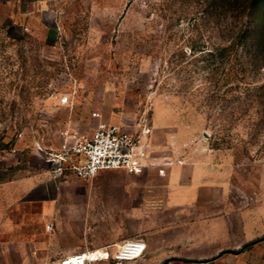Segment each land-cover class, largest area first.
I'll return each instance as SVG.
<instances>
[{
	"label": "rangeland",
	"instance_id": "1",
	"mask_svg": "<svg viewBox=\"0 0 264 264\" xmlns=\"http://www.w3.org/2000/svg\"><path fill=\"white\" fill-rule=\"evenodd\" d=\"M263 21L264 3L248 15L232 0H0V180L60 175L47 154L64 131L116 124L153 148H211L264 226ZM257 240L242 264H264Z\"/></svg>",
	"mask_w": 264,
	"mask_h": 264
},
{
	"label": "crops",
	"instance_id": "2",
	"mask_svg": "<svg viewBox=\"0 0 264 264\" xmlns=\"http://www.w3.org/2000/svg\"><path fill=\"white\" fill-rule=\"evenodd\" d=\"M154 150L158 163L141 174L118 168L64 179L37 171L0 180V264H61L85 250L112 254L131 238L146 243L140 264L254 262L243 258L264 226L234 200L217 154L201 146L186 153L173 142ZM96 198L100 207L89 209Z\"/></svg>",
	"mask_w": 264,
	"mask_h": 264
},
{
	"label": "built area",
	"instance_id": "3",
	"mask_svg": "<svg viewBox=\"0 0 264 264\" xmlns=\"http://www.w3.org/2000/svg\"><path fill=\"white\" fill-rule=\"evenodd\" d=\"M143 133L147 135L150 129H144ZM63 137L57 151L47 154L53 170L60 174L71 170L79 178L93 179L101 170L118 168L141 174L158 163L149 141L136 137L116 124L101 123L94 134L85 140L72 139L68 130L63 132ZM160 172L164 173L165 169H160ZM145 250L146 243L142 238H131L117 244L112 254L108 250L101 254L99 250H85L66 257L61 264H88L111 257L117 261H129L143 256Z\"/></svg>",
	"mask_w": 264,
	"mask_h": 264
},
{
	"label": "trees",
	"instance_id": "4",
	"mask_svg": "<svg viewBox=\"0 0 264 264\" xmlns=\"http://www.w3.org/2000/svg\"><path fill=\"white\" fill-rule=\"evenodd\" d=\"M234 2V4L236 5V8L240 10V12H244V14H248L253 10V8L255 6L260 7L263 3L264 0H232ZM256 23L254 21H250L247 25L244 31L248 30V31H255V27H258L259 25H255ZM261 29V31H260ZM260 29H258L259 33L255 32V36L252 37V44H256L258 43V41H263L264 42V38L262 36H264V21L261 24Z\"/></svg>",
	"mask_w": 264,
	"mask_h": 264
},
{
	"label": "bare ground",
	"instance_id": "5",
	"mask_svg": "<svg viewBox=\"0 0 264 264\" xmlns=\"http://www.w3.org/2000/svg\"><path fill=\"white\" fill-rule=\"evenodd\" d=\"M99 252H100V254L103 253V251H99ZM67 264H74V263H72V262H67Z\"/></svg>",
	"mask_w": 264,
	"mask_h": 264
}]
</instances>
